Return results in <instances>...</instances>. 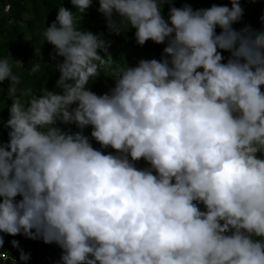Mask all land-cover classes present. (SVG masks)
Masks as SVG:
<instances>
[{"label": "clouds", "instance_id": "1", "mask_svg": "<svg viewBox=\"0 0 264 264\" xmlns=\"http://www.w3.org/2000/svg\"><path fill=\"white\" fill-rule=\"evenodd\" d=\"M57 2L43 32L59 72L51 90L18 89L14 59L0 56V99L7 80L11 100L6 121L0 108V255L8 241L24 264L56 260L57 246L56 264H264V15L260 29H237L241 0ZM94 2L114 41L134 30L137 45H164L161 58L117 63L103 32L77 27Z\"/></svg>", "mask_w": 264, "mask_h": 264}, {"label": "trees", "instance_id": "2", "mask_svg": "<svg viewBox=\"0 0 264 264\" xmlns=\"http://www.w3.org/2000/svg\"><path fill=\"white\" fill-rule=\"evenodd\" d=\"M184 0H176L175 6L182 7ZM187 2L191 3L194 9L196 8H208L212 5V3L217 4H227L231 7L229 0H187ZM11 5V10L6 13L4 11L7 5ZM241 5L245 10L243 19L241 23L234 25L235 28L239 29L244 24H249L255 29H260L262 27L260 23L261 15H264V0H257L256 3L245 2V0H241ZM64 7L73 9V6L65 0ZM98 3H93L92 7L87 10L85 14V18L82 22V25H77V27L85 28L87 30L92 31L93 33L103 32L105 34V38L112 41V45L109 49V52L113 55L111 49L114 50V58L118 63L120 61L127 62L131 64L133 61V56L136 58L149 56L156 59L161 58L162 49L164 45H156L153 42L149 41L144 46H139L136 44L134 39V30H129L125 34H121L118 36L117 41L113 40L112 36L109 35L107 29L105 27V19L102 14L97 12ZM57 7L59 4L57 0H0V56L7 57L9 53L14 59V72L22 77V86L21 89L31 88L33 93L36 95H42L43 91L46 88L50 90L53 88L55 81L59 76V72L54 70L50 65H54L55 61L50 58V53H52V46L45 43V39L43 36V32L47 25L51 23L56 17ZM164 13L167 14L168 5L164 6ZM76 16L78 18H83V14L77 12ZM41 30L42 33H35V30ZM219 32V29H217ZM41 36L43 37V41H40ZM127 38V39H126ZM41 50V55H40ZM36 53V54H35ZM227 56L228 54L225 53ZM61 59V58H58ZM15 60H23L24 68L27 70L31 67V62H36L40 64L39 71L33 75H29L27 71L23 68L18 67L16 65ZM28 66V68H26ZM20 73H17V71ZM101 74L102 70H101ZM103 80V76L99 77ZM9 81L3 82L4 88V97L0 99V108H4L3 110V119L6 121L8 119V107L11 105V100L7 99V90L9 86ZM92 91L95 93L103 94L102 88H100L96 84H90L89 86ZM61 127H69V126H61ZM72 127L73 131L78 129L75 126ZM91 128L85 129V134L90 136ZM2 139L6 143L8 140L7 130H3ZM93 147L99 149L100 145L96 143L94 140L92 141ZM105 154L107 152H113L112 149L103 150ZM145 161L141 160L137 162L136 166L141 168L139 165L144 163ZM20 199V197H17ZM202 207V206H201ZM12 241L13 238L17 236H9ZM22 240L21 248L25 251L28 243H24L26 238L23 235H19ZM6 244L9 248V256L7 259L0 258V264H24L20 263V261H16L19 259V252L16 253V248H13L11 244L7 241ZM47 244L43 243V247L45 248ZM39 245L36 242L32 244L33 252L39 250ZM5 250V244L3 249H0V252ZM61 249L57 246L55 254L57 259L51 257L50 259H46L45 256L42 259L37 260L35 255L29 259L27 264H56L61 255ZM27 252V251H25Z\"/></svg>", "mask_w": 264, "mask_h": 264}, {"label": "rangeland", "instance_id": "3", "mask_svg": "<svg viewBox=\"0 0 264 264\" xmlns=\"http://www.w3.org/2000/svg\"><path fill=\"white\" fill-rule=\"evenodd\" d=\"M6 7H7V6H6ZM6 7H5V8H6ZM0 13H1V12H0ZM35 33H42V31L39 30V29H37V30H35ZM40 41H43V37H42V36H41ZM19 61H21V62L23 63V60H19ZM34 63H36V62H34ZM16 65H17V68L20 67L17 63H16ZM23 65H24V63H23ZM28 66H29V65H27L26 68H28ZM17 73H20V71L18 70ZM22 86H24V84H23ZM22 86H20V89L22 88ZM18 87H19V86H18ZM90 130H91V129H90ZM139 166H140L141 168H144V167H148V164H147L146 162H144V163H141ZM9 238H10L9 235H5V239H9ZM12 240H13V239H12ZM15 240H16V238H15ZM36 241H38V243H39V247H42V248H39L38 251H40V252L45 251L46 249L43 247V242H42L41 240H36ZM33 242H35V241L32 240V241L30 242L31 246H32ZM24 243H29V242H27V240H26V241H24Z\"/></svg>", "mask_w": 264, "mask_h": 264}, {"label": "built area", "instance_id": "4", "mask_svg": "<svg viewBox=\"0 0 264 264\" xmlns=\"http://www.w3.org/2000/svg\"><path fill=\"white\" fill-rule=\"evenodd\" d=\"M4 252H7L6 250H4V251H2V252H0V253H4ZM0 257L1 258H3V259H7L8 258V255H7V258H5V256L4 255H0ZM38 258H40V255H38Z\"/></svg>", "mask_w": 264, "mask_h": 264}, {"label": "crops", "instance_id": "5", "mask_svg": "<svg viewBox=\"0 0 264 264\" xmlns=\"http://www.w3.org/2000/svg\"><path fill=\"white\" fill-rule=\"evenodd\" d=\"M114 152V150H112Z\"/></svg>", "mask_w": 264, "mask_h": 264}]
</instances>
